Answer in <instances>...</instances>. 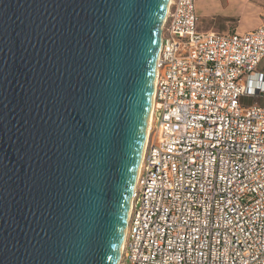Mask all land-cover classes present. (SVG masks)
I'll return each instance as SVG.
<instances>
[{
	"label": "water",
	"instance_id": "95a60500",
	"mask_svg": "<svg viewBox=\"0 0 264 264\" xmlns=\"http://www.w3.org/2000/svg\"><path fill=\"white\" fill-rule=\"evenodd\" d=\"M170 0H0V264H119Z\"/></svg>",
	"mask_w": 264,
	"mask_h": 264
},
{
	"label": "built area",
	"instance_id": "2783aa9c",
	"mask_svg": "<svg viewBox=\"0 0 264 264\" xmlns=\"http://www.w3.org/2000/svg\"><path fill=\"white\" fill-rule=\"evenodd\" d=\"M264 24L199 30L170 0L119 264H264Z\"/></svg>",
	"mask_w": 264,
	"mask_h": 264
},
{
	"label": "rangeland",
	"instance_id": "374dc122",
	"mask_svg": "<svg viewBox=\"0 0 264 264\" xmlns=\"http://www.w3.org/2000/svg\"><path fill=\"white\" fill-rule=\"evenodd\" d=\"M197 10L201 31L244 33L264 24V0H197Z\"/></svg>",
	"mask_w": 264,
	"mask_h": 264
},
{
	"label": "bare ground",
	"instance_id": "6f19581e",
	"mask_svg": "<svg viewBox=\"0 0 264 264\" xmlns=\"http://www.w3.org/2000/svg\"><path fill=\"white\" fill-rule=\"evenodd\" d=\"M154 91H155V83H154V87H153V101H152L151 111H150V114H149L147 130H146V135H145V140H144V145H143V149H142L141 162H142L144 151H145V148H146V144H147V141H148V138H149L150 130H151V127H152V124H153V120H152L153 111H152V109H153V102H154ZM138 174H139V171L137 173V177H138ZM136 182H137V178H136ZM135 186H136V183H135ZM125 237H126V231H125L124 238ZM123 244H124V242H123ZM122 247H123V245H122ZM122 251H123V248L121 249V256H122Z\"/></svg>",
	"mask_w": 264,
	"mask_h": 264
},
{
	"label": "crops",
	"instance_id": "0c3cea01",
	"mask_svg": "<svg viewBox=\"0 0 264 264\" xmlns=\"http://www.w3.org/2000/svg\"><path fill=\"white\" fill-rule=\"evenodd\" d=\"M197 12H198V10H197Z\"/></svg>",
	"mask_w": 264,
	"mask_h": 264
}]
</instances>
